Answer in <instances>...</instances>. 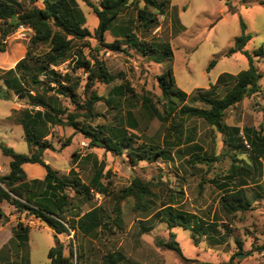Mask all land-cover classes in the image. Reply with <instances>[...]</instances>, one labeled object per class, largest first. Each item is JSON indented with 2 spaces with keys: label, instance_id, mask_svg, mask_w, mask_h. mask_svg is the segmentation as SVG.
Here are the masks:
<instances>
[{
  "label": "rangeland",
  "instance_id": "374dc122",
  "mask_svg": "<svg viewBox=\"0 0 264 264\" xmlns=\"http://www.w3.org/2000/svg\"><path fill=\"white\" fill-rule=\"evenodd\" d=\"M15 1L22 10L42 5L41 0ZM76 1L85 19L84 27L93 34L98 24L96 15L82 0ZM89 1L99 7L101 0ZM153 2L165 5L158 11ZM139 11L155 22H140ZM240 22L251 37L243 52L251 56L260 48L264 52V0H130L103 34L102 43L93 36L73 41L66 61L56 70L77 81L75 96L70 98L68 92L51 86L48 95L55 100L59 123L46 128L48 135L42 141L54 150H46L42 158L60 180H77L85 187L98 181L105 187V194L96 201L75 196L67 187L68 206L62 220L66 233L61 234L3 202L5 214L0 227L6 235L12 232L6 246L12 252L9 264H48L47 252L55 245V237L62 245L63 257L73 264H264V252L260 251L264 245V158L251 178L244 172L237 173L234 179L228 176L232 166H243L241 161L250 164L247 143L242 138L245 129L258 131L264 125V57L253 59L261 77L258 92L224 112L223 124L237 128L239 136L229 130L219 132L202 120L179 112L182 106L206 108L200 98H222L231 85L225 81L214 88L218 77L235 76L247 69L243 53H229L241 33ZM5 26L0 21V32ZM16 31L2 42L6 50L0 53L3 60L10 44H22L34 58L48 50V46L30 49L32 33ZM115 40L120 43L119 51L103 46ZM148 45L153 46L155 53L146 48ZM165 47L171 52L170 60L163 54ZM212 61L215 64L209 67ZM84 62L101 63L114 80L109 84L93 82L85 89ZM168 70L174 81L172 90L187 96L183 103L164 96L158 86L157 77ZM113 87H122V93L112 92ZM0 88L4 89L1 81ZM91 93L102 101L94 103L91 118H83L82 107ZM24 109H31L25 98L10 93L9 100L0 99V144L17 154H29L34 149L24 139L21 127L18 130L14 126L17 113ZM68 114L78 115L75 119L79 127L88 128L98 137L120 139L125 134L132 140V149H147L151 156L160 150L161 157L132 161L128 149L114 155L91 148L88 139L66 124ZM64 144L68 146L63 147ZM241 145L245 150L236 148ZM8 164L9 158L0 151V177L8 174ZM134 179L150 188L155 211L137 212L132 198L121 197V191ZM26 180L32 181L27 177ZM242 183L247 187L243 193L250 207L228 215L222 210L221 198L238 190ZM28 187L31 192L20 201L35 207V193L43 190L44 183L29 182ZM97 207L105 212L102 226L85 234L79 228V219ZM162 207L191 215L193 230L169 228L160 215ZM17 224H21V231H16ZM202 225L204 235L195 232ZM15 232L25 233L26 242L22 236L16 239ZM172 240L185 261L158 246Z\"/></svg>",
  "mask_w": 264,
  "mask_h": 264
},
{
  "label": "trees",
  "instance_id": "16d2710c",
  "mask_svg": "<svg viewBox=\"0 0 264 264\" xmlns=\"http://www.w3.org/2000/svg\"><path fill=\"white\" fill-rule=\"evenodd\" d=\"M128 1L130 0H101L99 7H96L89 0H82L86 6L92 9L98 20L97 27L94 33L91 34L84 27L85 19L76 0H41V7L32 6L26 10L20 9L19 3L15 0H0V21L6 24L5 28L0 32V53L5 52L2 42L16 31L19 26H25L32 30L29 40L30 49L48 46V50L42 56L31 57L27 50L25 57L12 69L0 70V81L4 87V89L0 88V99L9 100L11 93L18 98L27 99L30 103L31 109H24L18 112L19 118L15 122L22 127L24 139L34 147L29 154H17L11 148L0 144L2 155L9 158V172L6 176L0 177V185L4 186H0V219L4 217L1 204L7 202L17 211L25 212L49 224L50 229L56 234L66 233V227L62 221L68 206L66 188H71L75 196L80 195L88 199L92 198L89 195L91 190L102 197L105 194V187L98 181H95L94 185L90 187H85L77 180L70 183L60 180L56 176V172L43 161L44 152L46 150L53 151L54 149L47 141L42 140L48 135L47 126H56L59 123V119L56 117L58 109L55 107V100L48 95L52 90L51 86H57L61 91L68 92L70 98L75 96L74 90L77 87V81H73L70 74H61L56 68L66 61L73 41L80 42L93 36L97 42L102 43L103 34L110 29L111 24L118 18L119 13L127 5ZM224 1L228 2L229 0ZM164 5V3L157 5L153 2V6L158 11H161V7ZM147 15L143 11H139L137 18L142 23L150 22L153 24L155 20L148 19ZM245 28V25L240 22L241 33L234 39V46L229 50V53L236 51L243 53L248 63L247 69L235 76L229 74L220 75L214 86L216 88L218 84L223 85L225 81H228L231 89L220 99L200 98L201 103L206 108L197 109L182 106L179 110L181 114L198 118L219 132L226 133L229 130L234 136H239L240 131L234 127L227 128L223 124L224 112L245 97L258 92V82L261 77L254 66L253 59L264 57L262 48L254 52L252 56L243 52L251 38L245 33ZM103 46L112 52L120 50L118 40ZM146 48L155 53L152 45H148ZM163 51L164 56L170 60L171 52L169 48L165 47ZM78 54L79 52L77 51ZM214 64L215 61H212L209 67ZM83 67L87 73L85 89L90 88L93 82L109 84L114 80V77L106 72L105 66L101 63L94 62L93 65H90L88 62H84ZM157 81L164 96L174 97L182 103L186 100V94L172 90L174 81L170 70L159 75ZM115 91L122 93L123 88L118 87ZM98 101H102V99L95 93H91V97L85 101L82 107L85 111V114L82 115L83 118H91L93 116L92 107ZM143 102L149 104L148 99H144ZM77 116L68 114L65 118L66 124L88 139L89 147L91 148H101L114 155H118L123 150L128 149V157L132 161H146L151 158L161 157L162 151L160 150L155 151L154 156H151V152L147 149L140 150L139 147L132 149L130 145L132 140L126 137L125 134L120 139H112L105 136L98 137L95 132L88 128L79 127L75 119ZM245 134L242 138L248 145L250 164L241 161L243 163L242 167L232 166V170L228 175L230 179L236 178L237 173L243 175V172L251 178L254 176L256 167L260 166L259 161L261 162L264 158V125L258 131L245 129ZM62 146L66 147L68 144ZM236 148L245 150L243 145ZM196 159L203 161L202 157L199 156H196ZM23 164H38L46 172L43 181H29L33 184L44 183L43 190L35 193L38 198V203L35 204V207L20 201L25 193L31 192V188L28 187L29 182H27L26 175L21 168ZM69 175H71L70 172ZM240 186L238 190L221 198L222 210L228 215L238 211H246L250 207V202L245 199L244 189L242 188L246 185L242 183ZM121 197L132 198L134 200V209L137 212L151 213L157 209L152 205L154 201L152 200L153 195L150 188L138 179L132 180L131 185L121 191ZM104 213L101 208L97 207L84 214L79 219L81 231L87 234L100 228L104 221ZM160 215L164 217V222L169 228L181 227L185 230H193L190 226L192 216L189 214L171 207H162ZM202 227L203 225L195 232H200L204 235ZM21 230V224H17L16 231ZM25 233L21 235L19 232H15L14 237L19 239L22 236L23 242H26ZM170 237L173 238V235H170ZM192 238L195 240V235ZM158 246L174 252L181 260L185 261L175 241L172 240L169 243L160 242ZM260 251L264 252V245L260 248ZM47 260L48 264H73L69 259L63 257L62 245L56 237L55 245L47 252ZM187 262L193 263L194 261ZM225 264L233 263L230 261Z\"/></svg>",
  "mask_w": 264,
  "mask_h": 264
},
{
  "label": "crops",
  "instance_id": "0c3cea01",
  "mask_svg": "<svg viewBox=\"0 0 264 264\" xmlns=\"http://www.w3.org/2000/svg\"><path fill=\"white\" fill-rule=\"evenodd\" d=\"M11 49V51H10ZM6 51V50H5ZM26 49L22 44H14L9 45V52H6L5 56L7 58L3 60V57H0V68L3 70H9L12 69L20 60H22L25 57ZM118 87H113L111 89L112 92L119 93V91H115ZM8 115L7 117H9ZM15 129H18V127H21L20 125L16 124L14 122ZM22 129V127H21ZM23 132V130H22ZM48 163V162H47ZM22 170L24 171L26 177L29 180H37V181H43L46 172L45 170L39 166L38 164H23ZM247 188V187H242ZM259 197V196H258ZM1 210L3 211V214H5V211L3 210V205L1 204ZM9 213V212H7ZM8 215V214H6ZM12 238V232L11 230L6 235L4 233V228L0 227V264H9L11 260V250L7 248L6 246L9 244Z\"/></svg>",
  "mask_w": 264,
  "mask_h": 264
},
{
  "label": "built area",
  "instance_id": "2783aa9c",
  "mask_svg": "<svg viewBox=\"0 0 264 264\" xmlns=\"http://www.w3.org/2000/svg\"><path fill=\"white\" fill-rule=\"evenodd\" d=\"M16 32H30V33H32L31 29L28 28V27H25V26H19V27L17 28V31H16ZM244 144H245V142H244ZM245 146L248 147L246 144H245ZM89 195H90L93 199H95L96 201H100L101 198H102L101 195H99V194L93 192L92 190L89 192Z\"/></svg>",
  "mask_w": 264,
  "mask_h": 264
},
{
  "label": "water",
  "instance_id": "95a60500",
  "mask_svg": "<svg viewBox=\"0 0 264 264\" xmlns=\"http://www.w3.org/2000/svg\"><path fill=\"white\" fill-rule=\"evenodd\" d=\"M46 225H47L48 228H50L49 224L46 223Z\"/></svg>",
  "mask_w": 264,
  "mask_h": 264
}]
</instances>
